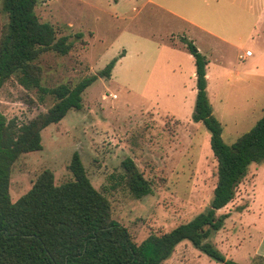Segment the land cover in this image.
Segmentation results:
<instances>
[{
	"label": "rangeland",
	"instance_id": "obj_1",
	"mask_svg": "<svg viewBox=\"0 0 264 264\" xmlns=\"http://www.w3.org/2000/svg\"><path fill=\"white\" fill-rule=\"evenodd\" d=\"M34 10L72 44L67 54L40 55L43 85L73 83L116 62L109 78L98 76L85 89L80 110L70 109L42 130V149L13 163L11 200L44 169L57 185L72 180L68 165L77 151L91 184L108 198L112 218L136 243L204 210L216 185L217 160L209 130L192 117L195 61L182 38L208 60V98L223 140L231 144L264 115V0H37ZM7 21L0 0V38ZM246 49L252 56L239 59ZM40 97L10 77L0 86V111L25 123L54 101ZM126 157L149 182L146 195L135 197L126 187ZM237 186L234 199L218 210L231 219L208 241L227 259L256 264L257 232L242 223L260 225L264 218V160L249 163ZM248 202L246 210H236ZM161 264L224 263L183 239Z\"/></svg>",
	"mask_w": 264,
	"mask_h": 264
},
{
	"label": "trees",
	"instance_id": "obj_2",
	"mask_svg": "<svg viewBox=\"0 0 264 264\" xmlns=\"http://www.w3.org/2000/svg\"><path fill=\"white\" fill-rule=\"evenodd\" d=\"M37 0H2L8 21L0 38V86L10 77L23 87L54 99L51 106L25 123L17 124L0 111V264H161L183 239L224 264L227 259L210 241L211 233L224 224L229 213H218L236 193L251 162L264 160V115L233 143L222 137V124L214 115L207 94L208 60L185 38L194 57L196 99L193 120L210 132L217 160V181L209 205L188 221L161 234L150 233L140 243L127 228L112 218L108 198L90 182L80 155L72 153L68 168L73 179L54 183L50 169L35 178L17 200L9 194L11 166L22 153L42 149V130L59 122L70 109L82 108V94L98 76L109 78L116 58L96 74L47 87L37 62L48 50L67 54L72 46L67 35L57 37L55 27L40 21ZM124 182L135 197L150 192L149 182L130 157L121 161ZM256 264H264L258 257Z\"/></svg>",
	"mask_w": 264,
	"mask_h": 264
},
{
	"label": "crops",
	"instance_id": "obj_3",
	"mask_svg": "<svg viewBox=\"0 0 264 264\" xmlns=\"http://www.w3.org/2000/svg\"><path fill=\"white\" fill-rule=\"evenodd\" d=\"M247 51H249L248 54H246ZM250 56H252V52H251V50L246 49L244 53H240V54L238 55V58L241 59V60H244V59H246L247 57H250ZM206 66H207V65H206ZM236 75H237L238 78L241 77V72L236 71ZM195 78H196V77H195ZM206 78H207V70H206ZM255 174H256V173H255ZM236 188H238V186H237ZM236 191H237V189H236ZM235 195H236V193H235ZM246 196H248V195H246ZM233 199H234V198H233ZM233 199H232V200H233ZM232 200H231V201H232ZM231 201H230V202H231ZM230 202H229V203H230ZM226 205H227V204H226ZM226 205H225V206H226ZM248 205H249V202H248L245 206H240V205H238L239 207H237L236 210L241 208V209H243L242 211H244V210L247 209ZM225 206H224V207H225ZM222 208H223V207H222ZM219 210H220V209H219ZM233 211H235V210H233ZM233 211H232V213H233ZM225 213H227V212H225ZM231 215H232V214H231ZM231 215L229 214V216H228L226 219H227V220H228V219H231ZM242 226H246L247 228H249V229H247V230L257 232V235H258V241H257V244H256L254 250L252 251V255L255 256V260L257 261V258H258V257H264V218L261 220L260 225H257L256 223H251V224H249V225H246V224H243V223H242Z\"/></svg>",
	"mask_w": 264,
	"mask_h": 264
},
{
	"label": "built area",
	"instance_id": "obj_4",
	"mask_svg": "<svg viewBox=\"0 0 264 264\" xmlns=\"http://www.w3.org/2000/svg\"><path fill=\"white\" fill-rule=\"evenodd\" d=\"M248 53H249V51L246 52V54H248Z\"/></svg>",
	"mask_w": 264,
	"mask_h": 264
}]
</instances>
